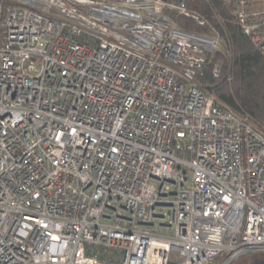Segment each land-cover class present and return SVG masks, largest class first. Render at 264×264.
I'll return each instance as SVG.
<instances>
[{"label":"built area","instance_id":"built-area-1","mask_svg":"<svg viewBox=\"0 0 264 264\" xmlns=\"http://www.w3.org/2000/svg\"><path fill=\"white\" fill-rule=\"evenodd\" d=\"M223 2L264 57V0ZM165 10L205 24L186 0H0V264L264 251V130L199 81L220 35Z\"/></svg>","mask_w":264,"mask_h":264},{"label":"trees","instance_id":"trees-1","mask_svg":"<svg viewBox=\"0 0 264 264\" xmlns=\"http://www.w3.org/2000/svg\"><path fill=\"white\" fill-rule=\"evenodd\" d=\"M173 1V0H167ZM187 8L205 21L200 25L191 17L165 10L173 21L189 31H215L223 40L224 51L209 55L199 81L218 100L264 130V57L237 25L232 7L223 0H186ZM221 64V73L215 78L213 64ZM222 255L212 264H221ZM229 264H264V251L250 252Z\"/></svg>","mask_w":264,"mask_h":264},{"label":"rangeland","instance_id":"rangeland-1","mask_svg":"<svg viewBox=\"0 0 264 264\" xmlns=\"http://www.w3.org/2000/svg\"><path fill=\"white\" fill-rule=\"evenodd\" d=\"M196 32H202V33H205L207 36H212V34L213 33H215V32H210V31H207V32H205V31H196ZM217 34V33H216ZM220 38V37H219ZM219 51L220 50H223V45L222 44H220V46H219V49H218Z\"/></svg>","mask_w":264,"mask_h":264}]
</instances>
